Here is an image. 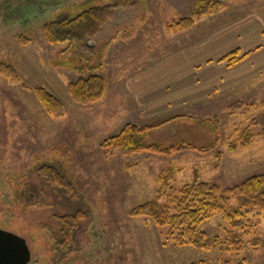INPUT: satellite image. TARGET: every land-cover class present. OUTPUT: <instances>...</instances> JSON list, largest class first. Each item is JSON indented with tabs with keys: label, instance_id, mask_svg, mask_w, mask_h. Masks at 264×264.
Masks as SVG:
<instances>
[{
	"label": "rangeland",
	"instance_id": "1",
	"mask_svg": "<svg viewBox=\"0 0 264 264\" xmlns=\"http://www.w3.org/2000/svg\"><path fill=\"white\" fill-rule=\"evenodd\" d=\"M215 1L222 6L218 15L197 20L188 31L169 33L167 25L185 14L167 0H132L123 27L108 30L95 40L92 50L80 51L67 44L49 45L43 26L61 16L75 18L108 1L0 0V62L13 66L20 80L14 84L0 76V230L26 239L30 264H264V248L257 250L249 243L264 242V214L254 211L245 216V227L237 234L246 246L239 255L226 245L210 250L178 246L168 228L130 217L134 209L156 197L159 178L169 165L175 170L171 187L176 190L193 184L196 174L198 182L223 190L264 175L260 127L252 128L256 136L250 147L228 150L264 113V74L246 80L244 75L223 71L213 95L157 113L142 112L132 95L137 72L153 64L170 66L178 56L183 57L176 70H168L164 83L171 92L181 89L177 71L180 80L188 82L187 88L196 86L201 93L204 71H199V64L207 58L210 41L216 43V61L236 49L242 53L264 48V0ZM21 37L29 42L23 44ZM195 44L201 46L192 48ZM200 48L204 51L195 56ZM227 73L230 86L225 85ZM91 74L105 79V98L92 105L75 103L68 85ZM40 87L62 102L61 117L45 113L33 92ZM236 103L253 108L232 111ZM127 124L161 125L138 140L162 149L186 150L172 156L146 152L125 156L120 151L107 155L101 144ZM217 152L222 153L220 160ZM45 165L68 172L76 199L69 195L61 199L48 187L39 195L37 170ZM229 209H237L236 199ZM76 213L84 218L63 247L59 219ZM201 230L213 242L225 240L231 228L217 214Z\"/></svg>",
	"mask_w": 264,
	"mask_h": 264
},
{
	"label": "trees",
	"instance_id": "2",
	"mask_svg": "<svg viewBox=\"0 0 264 264\" xmlns=\"http://www.w3.org/2000/svg\"><path fill=\"white\" fill-rule=\"evenodd\" d=\"M106 1L109 4L102 7H91L75 18L61 16L46 23L42 28L46 42L53 46L67 44L68 48L74 47L80 51L92 50L96 44L95 40L102 36L114 13L128 9L132 0ZM221 9V3L215 0H196L190 13L180 21L167 25L166 30L169 33L188 31L197 20L216 16L221 12ZM21 41L23 44L29 42L25 37H21ZM246 56L247 54L242 55L240 49H236L224 56L220 62H226L229 68H233ZM0 76L14 84L20 81L17 71L6 62H0ZM23 86L26 88L25 85ZM106 91V81L99 74L80 78L70 83L67 88L72 100L84 106L101 102L105 98ZM33 92L47 115L53 118H59L63 115L64 106L53 94L41 87L34 89ZM261 105L264 107V102ZM244 108L250 111L253 105L246 106L243 103H236L231 107V110L238 111ZM160 126L141 128L135 124H127L118 135L105 140L101 144V148L107 155L120 151L125 156L144 152L172 156L186 150L185 147L162 149L156 145H145L138 140L141 135ZM253 127H260L261 135L264 136V113L251 122L236 142L229 145V152H235L239 148H247L253 144L256 136L252 131ZM213 148L211 147V150ZM221 157L222 153L217 152L216 159L220 160ZM37 175L40 178V185L37 187H41L39 188V195L42 196V189L48 187L51 191L59 193L61 199L64 195L76 199L77 189L68 172L61 166H42L37 170ZM174 176V167L169 165L159 178V189L156 197L134 209L130 213V217L145 218L151 220L157 227L168 228L169 236L178 246H192L197 249L210 250L226 245L237 255L243 252L246 243L237 232L245 227V216L254 211L257 212V215L264 214V175L250 177L240 186L225 190L217 185L198 182L197 174L193 184L176 190L171 187V180ZM20 199L19 202H21ZM232 199L237 200V209H229ZM38 203L42 205V202ZM217 214L223 215L231 230L225 240L217 238L212 242L207 240L205 233L201 230V225L213 219ZM83 218L82 214L76 213L59 219L62 235L60 244L63 247L71 242L75 228ZM249 243L257 250L264 248V242L260 240L254 239Z\"/></svg>",
	"mask_w": 264,
	"mask_h": 264
},
{
	"label": "crops",
	"instance_id": "3",
	"mask_svg": "<svg viewBox=\"0 0 264 264\" xmlns=\"http://www.w3.org/2000/svg\"><path fill=\"white\" fill-rule=\"evenodd\" d=\"M167 1L170 2L172 5H174L176 9L180 10L181 13L187 16L190 13L191 8L196 0H167ZM129 10L133 12L134 9L130 8ZM127 17H128V12L126 10L116 11L111 21L105 28L101 37L103 38L108 30L119 29L123 27L125 23V18ZM213 41H210V43H208L206 46V51L209 52L207 58L199 64L201 65L199 66L200 67L199 71L200 70L204 71L202 75L203 80L202 79L199 80V83H201L200 85L201 93L198 91L196 86L194 89L187 88L188 82L187 83L182 82L180 80V73L178 74L177 71H175L176 72L175 78L177 79L176 80L177 84L182 85L181 89L174 90L173 92H171L170 91L171 88L168 87V85H166L167 83H164V81L170 76L167 73L168 70L169 69L176 70L177 68L176 63L180 61L181 58L183 57V56H178L174 63L173 62L170 63V66L165 62L159 65L160 67L153 64L150 68L147 67L149 69L147 70L143 69L136 73L135 75L136 79L133 82L132 95L134 97V100L136 101L137 107L140 108L142 112L143 110L146 109L145 112L147 113H151V112L157 113L159 111H162L163 109H167L169 106L178 107L182 105L185 107L190 103L199 102L204 98L206 99L210 95H213L217 91L218 88L216 89V87L220 84L219 77L221 72L223 71L225 72L230 71V74L232 71L233 74H238L237 76H240V78H242L244 75V78H246V80L247 78L251 79L252 77H256L264 74V48L257 47L242 52V55L247 54V56L243 60H241L235 67L229 68L226 62L223 63L220 62L222 58L217 61L214 60V58H218V56L215 55L214 50L216 47V43L214 44ZM191 46H189V49ZM196 46H201V44L200 45L195 44L192 48H195ZM203 51L204 49L202 50V48L196 49L193 54L195 56H198ZM230 74L229 73L226 74V76H228V80L226 81L225 84L226 86H230L228 83L229 76H231Z\"/></svg>",
	"mask_w": 264,
	"mask_h": 264
},
{
	"label": "water",
	"instance_id": "4",
	"mask_svg": "<svg viewBox=\"0 0 264 264\" xmlns=\"http://www.w3.org/2000/svg\"><path fill=\"white\" fill-rule=\"evenodd\" d=\"M32 254L25 238L0 230V264H30Z\"/></svg>",
	"mask_w": 264,
	"mask_h": 264
}]
</instances>
